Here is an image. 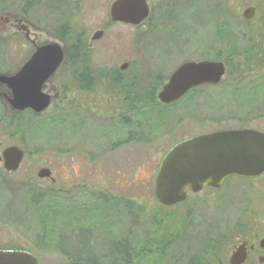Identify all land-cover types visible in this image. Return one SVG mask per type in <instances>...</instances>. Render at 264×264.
Segmentation results:
<instances>
[{"label":"rangeland","instance_id":"obj_1","mask_svg":"<svg viewBox=\"0 0 264 264\" xmlns=\"http://www.w3.org/2000/svg\"><path fill=\"white\" fill-rule=\"evenodd\" d=\"M59 1L63 5L57 10V0H0V13L25 18V27L31 24L40 30L43 41L57 43L58 34L86 48L89 36L110 22L115 0ZM246 2L256 8L250 21L242 17ZM160 15L152 12L146 30L122 24L111 27L103 42L108 53L96 50L99 70L110 74L119 62L135 64L125 73L123 84L96 76L94 91L89 92L87 67L78 64L73 75L77 92L62 96L41 116L32 113L40 120L63 118L66 127L54 124L36 131L38 122H31L26 113H12L4 97L8 91L0 89V115H5L0 125V157L12 146L25 152L16 172L5 171L0 162L1 250L29 252L39 264L72 263L63 253L83 246L89 257L84 253L75 259L88 263L113 264L116 254L134 249L131 264H191L205 251V261L230 264L235 239L261 228L252 226L241 211L249 196L240 193L249 188L248 182L232 178L221 190L207 189L176 207L162 206L154 186L162 161L180 142L227 130L264 133V0H175L169 12ZM118 36L124 51L121 56L113 55L118 43L113 38ZM170 43L177 44L175 48L189 44L184 62L220 55L231 73L219 86L202 89L175 106L166 108L161 103L163 108L147 109L154 74L161 67L171 71L183 63L164 61L159 66L154 52ZM32 49L23 33L8 36L0 31V73H16ZM137 74L141 81L135 83ZM261 85V91L254 93ZM137 86H141L139 98H135ZM129 117L139 121L134 137L144 140H123L125 132L117 122ZM19 118L21 124L12 126ZM114 124L123 141L112 138L116 132L107 130ZM45 168L51 170L55 182L38 177ZM92 192L111 196L120 203L118 210L98 204L103 213L94 214ZM195 204L201 205V217L194 223L200 228L189 229L188 241H179L159 255L161 237L187 233L182 227ZM42 217L47 222L43 229ZM141 251L145 253H136ZM215 252L216 261L209 258ZM261 260L253 258L247 264H264ZM118 264H124L121 258Z\"/></svg>","mask_w":264,"mask_h":264},{"label":"water","instance_id":"obj_2","mask_svg":"<svg viewBox=\"0 0 264 264\" xmlns=\"http://www.w3.org/2000/svg\"><path fill=\"white\" fill-rule=\"evenodd\" d=\"M255 9L248 8L243 18L250 20ZM111 20L116 23L139 26L150 16L146 0H115L110 9ZM97 32L93 39H100ZM64 55L57 43L39 48L16 73H0V87H7V98L12 111L43 115L51 106L52 98L43 92L44 85L55 75L63 63ZM226 75L221 62H191L182 66L159 95L164 105L178 102L193 89L204 85H217ZM25 159V152L17 146L4 149L0 157L7 172H16ZM264 174V133L255 130H229L199 136L175 145L162 161L155 180L156 200L165 207L183 203L190 193L198 194L206 188H221L233 178L253 179ZM40 179H52L45 168L38 173ZM264 248V241L261 243ZM247 261L246 244L238 247L230 257V264ZM263 262V260H261ZM0 264H39L29 252L0 250ZM81 264V263H70Z\"/></svg>","mask_w":264,"mask_h":264},{"label":"flooded vegetation","instance_id":"obj_3","mask_svg":"<svg viewBox=\"0 0 264 264\" xmlns=\"http://www.w3.org/2000/svg\"><path fill=\"white\" fill-rule=\"evenodd\" d=\"M147 3L149 4L150 7V16L149 18L142 23L139 26H132V25H126L123 23H116L113 22L112 20H110V22H108L107 24H105L101 29L96 30L95 32H93L87 41V46L86 48L83 47L78 48L79 45L76 44H72V42H68L65 38L59 36L57 34V57H58V51L62 52L64 55V60L63 63L59 66V68L57 69V72L55 73V75L44 85L43 87V92L45 94H47L48 96H50L52 98V103H55L56 100L58 101V99H60L62 96H70L72 95V93L77 92L76 91V78H73V75H77V66L78 64L81 65H85L87 67L86 72H87V77H86V81L88 83V91L89 92H93L94 91V87L97 80H96V76L101 78V79H110L111 82L113 84H123L126 78V72H129L132 68L133 65H135L134 63H130V62H119V64L113 68L114 70L112 71V73L110 74L107 70H99V64H98V59L96 58L95 60V53L96 50H100V52L104 53L107 52L109 50H107L105 44L103 43L107 33L109 32V30L111 29V27L115 26V25H125V26H132L136 29L139 30H146L147 29V21L151 18L152 12L153 11H158L159 15L164 17L165 13L169 12L170 8L173 7V4L175 2V0H153L152 3H150L149 0H146ZM61 5H63L62 2H60L59 0H57V10L58 8H61ZM248 8H253L255 9V13H256V8L253 6H249L248 3H245V8L242 11V17H243V13L246 9ZM218 13V12H217ZM4 15V16H3ZM111 18V16H110ZM251 20V19H250ZM247 20V21H250ZM0 21H3V23H0V31L1 33L7 34L8 36H13L14 34L17 33H23L25 35V37L27 38V40L30 42V44L32 45L33 49H32V53L29 56V58L27 59V61H29V59L32 57V55L35 53V51L39 48L48 46L54 42H51L49 40L43 41V34L40 30H38L36 27H34L33 25L29 24L28 26L25 27L24 23L26 24L27 20L25 18H23L22 20L19 18V16H14V15H9V14H1L0 13ZM226 25L228 26L229 29H232V25L228 22L226 23ZM59 31V30H58ZM70 31H72V29L70 28ZM97 32H102L103 35L100 39H93L95 34ZM217 32V30H215V33ZM216 35V34H215ZM114 41L118 42L116 45V49L113 50L115 53H113V55L115 56H121L123 51V46L121 44V38L118 37H114L113 38ZM120 42V43H119ZM174 45L177 46V44H167V48L165 49H156L154 52V57L156 58V61L158 62V64H160L159 66H161V64L164 61H169L171 63H180L183 61V63L177 67L176 69H173L171 71H166L165 69H163L161 67V69L158 70V72L156 74H154L153 78V86H151V91L149 92L148 96L150 97H155L158 101H159V95L160 93L164 90L165 86L170 82V80L172 79V77L175 75V73L184 65L191 63V62H196V63H201V62H211V63H218L221 62L225 65L226 68V75L224 77V79L217 85H213V84H209V85H204L198 88L193 89L191 92L188 93V95H186L184 98H188V97H192L194 94L198 93L200 90L202 89H211L213 87L219 86L222 82H224L226 80V78L228 77V75L230 74L229 68H228V64L225 61H222V58L220 55L215 56L213 59H204V60H188L186 62H184L188 56L189 53V49H187V47H189V44H185L183 46H179L178 48H175ZM80 47V46H79ZM108 53V52H107ZM26 61V62H27ZM100 61V59H99ZM25 62V63H26ZM24 63V64H25ZM103 65V64H102ZM139 75L141 76V74H137L134 75V82H140V78ZM57 78V82L55 81V79ZM151 81V82H152ZM55 82H56V86H55ZM6 91H8V95H5L4 97L7 99L8 97H10V91L9 89H7V87L3 86ZM3 87H0L3 88ZM137 91V94L135 95V98H139L141 96L140 91H141V86L140 87H135ZM182 98V99H184ZM181 99V100H182ZM181 100H179L178 102H180ZM8 101V100H7ZM178 102H175L171 105H165V106H175V104H177ZM161 103V102H160ZM164 105V104H163ZM10 111L12 113H15L11 110V108L9 107ZM27 112H31L33 113L31 110H28L24 113ZM237 180H242L245 182L250 183L251 185L248 186L249 188H247L245 191L241 192L240 194L243 195H248L249 199L245 197L244 202L241 204L240 202L236 201V205L241 204V208H242V213L245 215V217L251 221L253 223L252 226H260L261 228H259L257 230V228L255 229L254 233H243L242 235L238 236L233 245H232V254L233 252H235V250L240 247L241 245L246 244V252H247V261L244 264H247L248 262H250L253 258H257L258 260H261L264 258V248L261 247V243L262 241H264V230H263V226H264V174L253 178V179H243V178H238V177H234ZM232 179V178H231ZM231 179H228L227 181H225L224 185L219 188H206L207 189H211V190H221L224 186H226L227 182ZM262 183L258 184V181H260ZM53 182H55V179H52ZM255 182V184H254ZM253 186V187H252ZM203 190V191H205ZM202 191V192H203ZM200 192V193H202ZM198 194H189L187 199L180 204H177L173 207H176L178 205L184 204L189 198L190 196H196L199 195ZM237 202L239 204H237ZM198 206V208L196 209L195 207ZM193 208L191 210H189V212L186 215V222L183 225V230L187 231V233L183 232V233H179L178 235H174V234H167L163 237H161V242L162 247L160 249L159 255H161L164 251L169 250V248H173V246L182 240H187L188 241V237L189 235V229H194L196 227V229H199L200 226L199 224H195L196 226H194V223L200 219L201 217V205L199 204H195L192 206ZM243 208L244 211L243 212ZM199 218V219H198ZM263 230V231H261ZM80 232V231H79ZM91 233H89L90 236ZM91 237V236H90ZM89 237V239H90ZM217 245V244H215ZM217 248V246L215 247ZM164 251L162 252L161 250ZM136 253H140V255L144 254V251L141 252H136ZM206 251L202 252L199 254V256L197 258H195L191 264H212V262H207L205 261V259L203 257L206 256ZM217 254L218 253H214L213 256H211V253L209 254V258H213L214 261H216L217 258ZM231 254V255H232ZM208 257V256H207ZM216 264V263H215Z\"/></svg>","mask_w":264,"mask_h":264},{"label":"trees","instance_id":"obj_4","mask_svg":"<svg viewBox=\"0 0 264 264\" xmlns=\"http://www.w3.org/2000/svg\"><path fill=\"white\" fill-rule=\"evenodd\" d=\"M231 73V72H230ZM262 87V85L261 86H258L257 88H255V89H253L254 90V93H258V92H260L261 91V88ZM186 98H184V99H182L180 102H182V101H184ZM148 100V104L149 105H147V109H153L154 110V106L156 105L157 107L159 106V107H161V108H163V105L155 98V97H151V98H149V99H147ZM180 102H178V103H180ZM177 103V104H178ZM177 104H175V105H177ZM168 106H166V108H167ZM169 107H172V106H169ZM1 111V110H0ZM157 113V112H156ZM26 116H30V120H31V122L34 120V121H37L38 123H36L35 124V128H36V131L38 130H43V129H47L48 128V126H50V125H54V124H56V125H62L63 127H66V125H67V122H66V120H64L63 118H60V117H52V118H46V119H41L40 120V118H37V117H35L34 115H32V113L31 112H27L26 114H25ZM158 115H160V113H158ZM4 118H5V115L4 114H2V115H0V125H4L3 124V122H4ZM39 119V120H38ZM20 120V118L17 120V122L14 120V121H12V126L13 125H20L21 124V122L19 121ZM130 120H133L132 121V123H130ZM126 121V122H125ZM135 121H137V126L136 127H134V125H135ZM138 120L136 119V117H129L128 119H124V121L122 120V121H118L117 122V125H119L121 128H122V130H123V132H125V137L123 136V140H125V141H127V143L128 142H138L139 140H144L143 138H137V137H134V134L135 135H137V133H138ZM117 128H118V126H117ZM116 128V126H115V124L114 125H112V126H109V129H107L108 131H114V132H116V133H114L113 134V136H112V138H114V139H117V138H119L120 140H122L121 138H120V136H119V132L116 130L117 129ZM137 128V129H136ZM70 129V132L73 134V128H69ZM126 131H125V130ZM106 130V129H105ZM105 130L103 129V132H104V135H103V138H105V137H107V135H106V132H105ZM118 132V133H117ZM134 133V134H133ZM106 135V136H105ZM38 140V139H37ZM40 140V139H39ZM122 140V141H123ZM125 143V142H124ZM90 196H89V199L91 200V201H93L94 202V204H96L95 205V208L93 209V212H94V214L95 213H97L98 211H100L101 213H103V211H102V209L100 208V207H97V205L98 204H100V205H102L104 208H106L107 210H109V211H114V210H118V205L120 204V203H118L117 201L115 202V200L111 197V196H109V195H103V194H96V193H90L89 194ZM125 204H127V201L126 202H124ZM129 203L130 204H133L134 205V202H132V201H129ZM91 212V211H90ZM41 220L42 221H40V223H39V225L42 227V229L43 228H45V225H46V217H42L41 218ZM45 221V222H44ZM42 222V223H41ZM47 228V227H46ZM45 230V229H44ZM43 230V231H44ZM80 232H82V231H80ZM79 232V233H80ZM70 234H74V233H70ZM60 240V239H59ZM86 243H88V242H86ZM89 245H90V243H89ZM58 248H59V250H61V248H60V243H58V246H57ZM86 251H87V248H85V246H83V247H81V248H75L74 249V251L73 252H71L70 254H67V253H63L65 256H66V258L70 261V262H72V263H81V264H99L98 262H96V263H88L87 261H85L83 258H79L78 260H76L75 259V256H78V257H82L81 255L82 254H84L85 253V256H87V257H89V255L90 254H86ZM133 253H134V249H131L130 250V252H127V253H125V254H123V253H119V254H116L114 257H113V261H114V263L113 264H118V262H120V258L123 260V262H124V264H131L132 262H131V258H132V255H133ZM117 255L119 256H121V257H117ZM119 259V260H118ZM145 259V258H144ZM108 260H111V258L109 257V259ZM83 262V263H82ZM84 262H87V263H84Z\"/></svg>","mask_w":264,"mask_h":264}]
</instances>
